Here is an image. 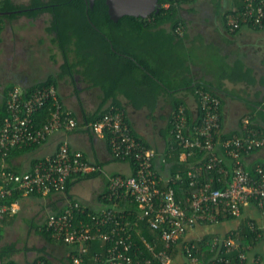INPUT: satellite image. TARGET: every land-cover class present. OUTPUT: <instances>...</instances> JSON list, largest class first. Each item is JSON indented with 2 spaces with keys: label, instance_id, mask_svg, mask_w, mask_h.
Masks as SVG:
<instances>
[{
  "label": "built area",
  "instance_id": "built-area-1",
  "mask_svg": "<svg viewBox=\"0 0 264 264\" xmlns=\"http://www.w3.org/2000/svg\"><path fill=\"white\" fill-rule=\"evenodd\" d=\"M241 1L238 13L228 18L230 30L234 31L241 25L263 27L264 0ZM176 2L172 0V3ZM170 4V1L164 2L162 6L168 8ZM173 32L181 37L183 26L176 25ZM194 94L200 115L191 128H188V116L183 105L174 109L169 121L170 135L177 147H181L187 156L193 155L195 150L203 153L202 161L187 171L191 191L186 198L187 205L182 206L174 188L179 175L170 176L161 184V178L154 170L156 151L132 134L123 110L111 107L95 119L80 120L63 106L53 84L33 89L10 88L4 99L7 116L0 122V219L7 212H15L4 202L14 190L40 195L52 191L64 192L73 175L101 170L63 141L54 153L38 159L29 170L16 172L3 164L10 149L39 143L58 130L106 133L112 156L129 160L133 165L130 175L107 177L103 198L111 205L100 211H90L82 203L70 201L61 212L48 214L39 228L49 232L57 241L76 246L70 255L73 264H85L88 247L94 241H101L104 246L102 254L92 256V264H201L196 257L199 249L195 242H183L181 262L175 261L169 250L172 245L180 243V237L194 225L216 222L220 210L235 216L243 205L253 203L264 213V167L257 165L254 175H251L243 161L246 154L262 147L264 141L249 127L248 117L241 121V135L214 138L221 133L220 98L204 88H195ZM0 96L2 99V90ZM46 107L49 108L48 116L36 125L34 114ZM224 156L231 157L232 173L224 188H213V177L203 180L202 173L215 170L226 176ZM124 198L137 203L135 219L145 221L147 228L155 234L153 243L141 237L148 256L136 253L137 249L135 256L131 254L136 245L130 231L132 225L127 220L128 214L116 206ZM250 228L256 229L253 223H250ZM231 233L212 237L208 242L211 255L205 264H230L227 255L233 251L237 252L239 264L245 263V247H240ZM34 264L46 263L38 258Z\"/></svg>",
  "mask_w": 264,
  "mask_h": 264
},
{
  "label": "crops",
  "instance_id": "crops-1",
  "mask_svg": "<svg viewBox=\"0 0 264 264\" xmlns=\"http://www.w3.org/2000/svg\"><path fill=\"white\" fill-rule=\"evenodd\" d=\"M237 2V0L180 2L179 14L184 21V29L179 49L188 72L186 75L182 72L180 77L176 78L182 80L185 77L193 83L204 81L212 86L221 99V133L229 136L241 135L243 133L241 121L248 117L249 125L258 131V136L264 141V26L255 28L241 25L234 31L230 30L228 18L238 13ZM50 19L51 15L48 12H42L36 17L19 15L2 22L0 90L6 86L29 89L28 87L33 84L59 72L63 57L57 46L51 42L53 33L47 31ZM3 47L8 50L6 54L1 52ZM28 50L36 51V54L41 50L46 51L44 60L40 61L37 69L33 65L26 67L24 64L19 67L13 63L20 62L19 54L23 51L27 53ZM4 62L5 65L2 66ZM48 69H51L50 72L36 75ZM8 71H11L10 75ZM53 85L63 106L80 120H83L85 115L105 112L111 107L120 108L110 99L101 105V89L83 81L76 73L72 77L58 78ZM174 99L182 100L191 118L198 116L199 108L194 90L179 89L175 92L162 93L152 112L147 106L134 108L123 94L117 95L129 127L156 151L154 170L161 178V184H164L173 172L179 175L180 170L188 171L202 161L201 155L194 153L187 156L183 151L176 159L174 158V139L170 132L167 133L170 115L174 111ZM63 141L68 143L70 149L81 152L88 162L98 165L101 170L73 175L69 180V187L64 192L52 191L45 195L24 194L19 191H15L14 195L11 193L9 196L13 200L7 205L12 206L15 212H7L0 219V247L14 242L19 250L5 257L3 259L5 261L34 264L36 257L43 255L49 264H73L70 255L76 246L44 238L37 229L38 226L48 214L61 212L70 201H78L90 211L107 208L109 205L102 198L107 187V177L118 174L130 175L133 172L131 161L115 159L112 156L106 133L92 134L81 129L55 131L39 142L33 150L13 157L9 163L4 161L3 164L14 171H27L36 160L54 153ZM169 144L172 146L168 150ZM225 160L229 166V161ZM243 161L245 168L264 162V145L246 154ZM183 196L179 192L176 198L181 205L183 201L187 205V195L184 198ZM128 200L120 199L116 204L118 209L125 211L129 208L131 201ZM248 222H253L258 227V238H251L243 229L240 234L239 232L235 234V242L240 247H245L246 255L248 250L252 253L250 261H247V257L244 264H264V213L253 203L243 205L240 213L232 219L194 225L182 236V242L198 240L206 235L225 236L231 231L237 229L239 231V226ZM20 226L25 234L22 241L18 240V235H14ZM28 238L36 239L40 245L24 244ZM103 246L101 241L91 243L88 247L89 260L85 264H92L90 259L93 255L102 254ZM36 249L43 251L39 252ZM179 260L180 262L183 260L181 253L175 257V261Z\"/></svg>",
  "mask_w": 264,
  "mask_h": 264
},
{
  "label": "trees",
  "instance_id": "trees-1",
  "mask_svg": "<svg viewBox=\"0 0 264 264\" xmlns=\"http://www.w3.org/2000/svg\"><path fill=\"white\" fill-rule=\"evenodd\" d=\"M169 1L171 2L170 6L164 8L162 4ZM182 1L184 0H177L175 4L172 3V0H158V10L152 12L146 18L124 15L114 22L109 17L105 0H95L92 7L89 6L87 0H28L27 3H15L13 0H0V30L2 22L5 20L15 18L19 15L36 17L42 12H48L51 15V19L47 26V31L53 33L51 42L60 50L63 63L58 73L49 75L45 80L28 87L29 89L44 84H54L58 78L63 76L72 77L76 73L80 75L83 81L93 86H98L101 89V105L110 99L114 105L119 106L123 110V107L117 100V95L123 94L134 108L147 106L152 112L157 104L158 97L162 93L175 92L179 89L195 90V88H204L213 93L215 92L212 86L204 81L193 83L192 80H188L185 77L182 80L176 78L180 77L182 72L185 75L188 72L179 49L181 38L173 32L176 25L181 24L184 26V21L179 14V6ZM237 1V4L239 3L237 7L240 9L242 7V1ZM10 88L12 87L6 86L2 90L3 98L0 100V122L7 116L4 99ZM179 105L184 106L182 100L174 99L173 109ZM185 111L188 116L187 125L190 129L193 123L198 120L200 110L198 116L195 118H191L188 111L186 109ZM102 113L104 112L85 115L84 119H95ZM48 114L49 108L47 107L36 112L34 114L35 124H41ZM249 127L253 128L257 132V135H259L254 127L251 125ZM131 132L135 137L144 141L132 129ZM169 132L170 122L167 125V133ZM219 137L224 139L230 136L224 135L223 133L214 136V138ZM37 145L38 143L20 148H12L7 152L4 161L9 163L13 157L33 150ZM146 145L148 144L146 143ZM171 146L169 144L167 149L169 150ZM173 150L175 159L183 151L181 147L176 146L175 142L173 144ZM255 150L257 149L251 152ZM194 153L203 155L202 152L196 150ZM224 158L229 161V166H227L226 160L224 159V167L227 170L226 176L218 174L215 170H205L202 173L204 176L203 180H206L210 176L213 177V188H224L226 185L225 182L229 180L232 173L231 157L224 156ZM257 165L264 167V162H259L245 169L251 175H254ZM8 169L10 168L8 167ZM175 175V172H173L171 176L174 177ZM69 185L68 180L66 187L68 188ZM174 188L176 197H178L179 192L184 196L188 195L191 188L188 185L187 171L180 170L179 178L175 180ZM15 191L12 192V195L16 194L17 191ZM103 195L104 193L102 194V198ZM9 197L4 199L6 204H10L13 200ZM103 200L108 203L105 197ZM122 200L125 201L128 199ZM128 201H131L133 204L130 202L131 206L124 213L128 214L127 220L132 225L130 231L136 244L135 248L131 250V254L135 256L134 253L137 249L136 253L141 252L143 255L148 256L141 237L153 243L155 234L147 228L145 221L135 219L138 213L137 203L130 199ZM108 205L111 204L108 203ZM185 205L186 203L183 201L182 206ZM235 216L228 215L220 210L217 221L232 219ZM250 223L253 222H248L245 225L242 223L239 226V231L238 229L231 231L233 239L235 240V234L237 232L240 234V232H243V229L248 232L251 238L257 239L259 234L258 227L253 223L256 229L252 230ZM37 229L44 238L53 239L49 232L40 229L39 226ZM212 237V235H206L200 240H192L199 249L196 257L201 264H205L211 255L209 252L210 244L208 242L211 241ZM182 239L180 237V243L172 245L169 250L170 256L174 259L181 253ZM237 240L239 241V239ZM157 245L159 246L158 243ZM18 250L14 242L0 247V264H18L13 260H3ZM36 250L39 252L43 251L42 249ZM236 255V251L227 255L230 258V264H239ZM38 258L43 259L46 264H49L43 255L37 256L33 262ZM87 260H89V255H87Z\"/></svg>",
  "mask_w": 264,
  "mask_h": 264
},
{
  "label": "water",
  "instance_id": "water-1",
  "mask_svg": "<svg viewBox=\"0 0 264 264\" xmlns=\"http://www.w3.org/2000/svg\"><path fill=\"white\" fill-rule=\"evenodd\" d=\"M92 7L95 0H87ZM111 20L116 22L124 15L146 18L158 10V0H105Z\"/></svg>",
  "mask_w": 264,
  "mask_h": 264
},
{
  "label": "rangeland",
  "instance_id": "rangeland-1",
  "mask_svg": "<svg viewBox=\"0 0 264 264\" xmlns=\"http://www.w3.org/2000/svg\"><path fill=\"white\" fill-rule=\"evenodd\" d=\"M1 52H2V54H6L8 52V50H5V47H3ZM23 52H21L19 54V56H20L19 61L20 62H13L15 64V66H19L20 67V66L26 64V67H28V65H33V67L35 69H37V67H39V63H41L44 60V56H45V52L46 51L45 50H41L38 54L35 53L36 51L30 52L29 50H28L27 53H26V51H25V53H23ZM2 56H5V55H2ZM0 61H1V59H0ZM4 65H5V62L2 64V66H4ZM35 69H34V71H35ZM50 70L51 69L45 70L43 72L41 71L39 73H36V75L50 72ZM10 74H11V71H8V75H10ZM10 82H13V81H10ZM19 228L14 232V235H18V237H19L18 240L22 241L24 236H25V234L21 231V229H22L21 226ZM24 244H29V245L33 244L35 246H39L40 245L39 242L36 239L30 240L29 238L26 239ZM246 256L248 257L247 261H250L249 257L252 256V253L248 250Z\"/></svg>",
  "mask_w": 264,
  "mask_h": 264
}]
</instances>
